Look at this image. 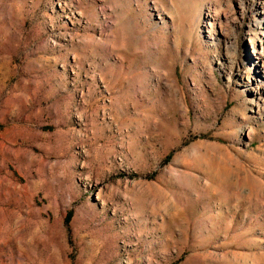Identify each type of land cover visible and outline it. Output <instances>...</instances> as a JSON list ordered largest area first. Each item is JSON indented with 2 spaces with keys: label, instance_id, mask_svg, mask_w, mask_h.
Returning a JSON list of instances; mask_svg holds the SVG:
<instances>
[{
  "label": "rangeland",
  "instance_id": "374dc122",
  "mask_svg": "<svg viewBox=\"0 0 264 264\" xmlns=\"http://www.w3.org/2000/svg\"><path fill=\"white\" fill-rule=\"evenodd\" d=\"M262 62L264 0H0V264H264Z\"/></svg>",
  "mask_w": 264,
  "mask_h": 264
},
{
  "label": "crops",
  "instance_id": "0c3cea01",
  "mask_svg": "<svg viewBox=\"0 0 264 264\" xmlns=\"http://www.w3.org/2000/svg\"><path fill=\"white\" fill-rule=\"evenodd\" d=\"M195 10H196V13H195V28L197 27V23H198V19H199V14H200V6L199 5H196L195 6Z\"/></svg>",
  "mask_w": 264,
  "mask_h": 264
},
{
  "label": "water",
  "instance_id": "95a60500",
  "mask_svg": "<svg viewBox=\"0 0 264 264\" xmlns=\"http://www.w3.org/2000/svg\"><path fill=\"white\" fill-rule=\"evenodd\" d=\"M201 19H202V14H201V18H200V23H201ZM200 23H199V27L198 28H200ZM199 32H200V34L202 33L201 31H200V29H199ZM203 35V34H202Z\"/></svg>",
  "mask_w": 264,
  "mask_h": 264
},
{
  "label": "bare ground",
  "instance_id": "6f19581e",
  "mask_svg": "<svg viewBox=\"0 0 264 264\" xmlns=\"http://www.w3.org/2000/svg\"><path fill=\"white\" fill-rule=\"evenodd\" d=\"M261 66H262V67H263V69H264V62H262V63H261Z\"/></svg>",
  "mask_w": 264,
  "mask_h": 264
}]
</instances>
